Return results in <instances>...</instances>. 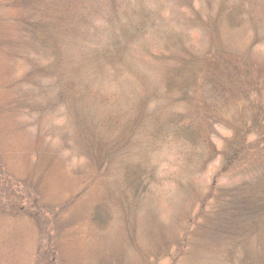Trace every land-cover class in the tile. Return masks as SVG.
<instances>
[{
  "label": "rangeland",
  "instance_id": "1",
  "mask_svg": "<svg viewBox=\"0 0 264 264\" xmlns=\"http://www.w3.org/2000/svg\"><path fill=\"white\" fill-rule=\"evenodd\" d=\"M108 1L68 0V10L63 0L54 2L58 12L66 14L68 25L63 30L73 38L58 42L63 55L57 58L40 35L34 34L36 30L21 21L25 17L22 11L4 10L7 20L0 18V38L8 42L0 45V155L15 179L33 170L43 175L40 194L29 189L32 192L24 199L30 208H43V227H51L52 210L62 211L58 223L67 220V229L57 241L59 264L137 263L136 248L142 251L147 246L149 228L161 224L177 229L181 213L191 203L189 191L205 192L223 166L225 144L232 140L235 148V140L264 109V22L260 24L256 18L255 25L248 23L232 33L219 22L221 49L216 52L200 23L210 13L205 1H194L198 19L182 0H115L118 18L110 15ZM218 3L215 0L213 8ZM117 34V45L125 48L121 59L116 56L113 66L107 60L100 65L99 55L94 54L109 47ZM184 47L210 59L218 53V64L227 55L234 68L228 74L221 67V79H214L212 66L206 67L192 90L197 105L190 100L176 102V94L166 92L162 83L163 75L173 68L174 55H186ZM84 56L90 59L86 68L81 65ZM76 64L81 67L80 75L83 73L81 84L87 88L84 108L77 109L84 114L92 111L90 131L84 137L71 120L75 115L69 103L75 96L67 91L68 80L58 78ZM194 107L202 113H193L192 118H204L208 124L210 141L198 149L205 155L189 158V150L170 137L156 136L149 141L146 122L152 115L171 108L192 112ZM110 117L113 120L105 123ZM255 138L248 134L247 141ZM125 164L155 170L143 202L131 215L133 243L124 229L122 192L117 186L126 187L121 179ZM244 178L253 182L264 179V166L247 177L217 181L224 187L241 184ZM95 203L107 208L113 220L102 232L86 220ZM37 231L28 217L0 218V264L41 262L40 252L47 240L45 230H40L44 242ZM261 247L264 244L253 245L249 253L253 255Z\"/></svg>",
  "mask_w": 264,
  "mask_h": 264
},
{
  "label": "trees",
  "instance_id": "2",
  "mask_svg": "<svg viewBox=\"0 0 264 264\" xmlns=\"http://www.w3.org/2000/svg\"><path fill=\"white\" fill-rule=\"evenodd\" d=\"M55 1L0 0V18L7 20L4 10L7 12L10 9L22 11L25 17H22L21 21H25V24H28L32 30H36L34 34L40 35L44 44H48L52 48L55 58L61 57L63 51L62 47L58 46V42L63 41L62 43H64L73 38L63 30L67 28L68 21L66 14L58 12V9L55 8ZM194 1L196 0H182L192 16L198 19L200 15L194 6ZM198 1H205L206 7L210 10L207 15L209 17L205 20L202 19L200 23L211 38L210 46L215 47L216 52L221 46L218 45L217 25L219 22L222 25L225 24L227 31H231V33L248 23L255 25L256 18L260 24L264 22V0H217L219 3L215 8H213L215 0ZM67 3L68 0H63V7L68 10ZM108 3L112 8L110 15L118 18L115 14L116 1L109 0ZM254 10L256 11L254 12ZM211 11L213 12L211 13ZM13 17L11 21L15 22V17ZM185 18L187 17L184 15L182 24H184ZM45 22L47 25L41 26ZM119 29L124 31L125 26H121ZM118 40L119 35L117 34L109 47L100 49L94 54L99 55L97 63L101 60H107L113 66L116 56L121 59L120 52L125 48L122 45H117ZM4 43L8 42L6 39L0 38V45ZM67 46L71 47L70 45ZM186 48L184 47L185 56L174 55L173 68L163 75L162 83L166 92L176 94H173L176 102L190 100L194 105H197V95L195 96V91L192 90L196 88L195 82L199 80L200 76H204L206 67L209 69L212 66V75H216L214 79H221V67L228 74L234 68L231 65L230 57L227 55L219 59L222 63L218 64V53H215V59H210L209 56L204 57L202 55L200 57L189 47ZM88 56L82 57V67H88V60H90ZM77 65H73L71 70L64 73L60 72L58 78L60 81L63 78V81L68 80L67 91L69 94L72 91L71 97L75 96L72 99L73 102L70 101L71 103H69L73 115H75L71 120L76 125L77 132H80V136L84 137L83 135L90 131L92 121L89 116L92 115V111L88 109L84 114L77 109V106L84 108L86 99L83 97V92L87 90L81 84L84 83L83 73L80 75L81 67H76ZM92 96L96 97V93L94 92ZM171 109H167L166 112L158 115H152L146 122L149 141L152 143L156 136L170 137L174 142L189 150V158L193 155H198L201 158L205 154L198 149L206 146L210 141L208 124L204 118L193 119L192 114H201L202 112L197 107H194L192 112L172 111ZM112 120L110 117L105 120V123H110ZM263 121L264 109L259 112L258 118L253 120L252 125L244 129L235 140V148L231 147L230 142L232 140L225 144L222 168L214 173L202 195L189 191L188 196L191 194V203L181 213L182 215L177 221V229H169L166 225L161 224L149 228L151 231L146 233L147 246L141 248L142 251L136 248L138 264H264V247L257 248L253 255L249 253V249H252L253 245L255 248L264 244V179H260V176L256 182H253L252 179L244 178L245 181L241 184L227 183L224 187H221L217 181V178H226L232 181L229 179L230 176L247 177L249 173H254L259 166H264ZM248 134H254L256 138L248 142ZM146 148L148 147H143V149ZM154 174V168L148 165L133 164L131 166L125 164L121 169V179L126 182V187L121 183H118L117 186L122 192L121 205L124 214L122 219L124 229L130 237L131 243H133L132 238H134L133 233H131L133 227L131 215L136 212L134 208H138L143 202L150 184L148 179L152 178ZM40 179H43V175L34 170L29 171L19 179L11 177L0 155V218L2 221H9L28 217L32 224L39 229L37 232L42 241L40 230H45L42 232L47 242L43 241L45 247L40 252L41 262L37 260L38 263L36 262V264H59L60 253L57 252V241L60 242L62 231L67 229V220L64 219L58 223L57 219L60 218L62 211L60 209L57 213L52 210L50 213L53 219L51 227L49 228L47 225L43 227L45 223L42 219L43 208H30L24 199L32 191L34 195L40 194ZM130 196L131 198H129ZM99 204L93 205L86 220L92 228L102 232L113 220H111L110 211ZM44 207L45 211L48 210L47 205Z\"/></svg>",
  "mask_w": 264,
  "mask_h": 264
}]
</instances>
